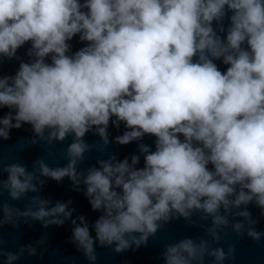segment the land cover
Masks as SVG:
<instances>
[{"label": "clouds", "instance_id": "1", "mask_svg": "<svg viewBox=\"0 0 264 264\" xmlns=\"http://www.w3.org/2000/svg\"><path fill=\"white\" fill-rule=\"evenodd\" d=\"M76 37L83 46L72 51ZM25 43L27 62L14 75L0 74V140L29 125L28 143L49 155L58 142H71L63 167L41 157L28 171L0 160V174L7 173L0 196L36 193L40 177H67L77 191L83 185L99 215L91 225L83 215L71 219L70 242L91 262L96 242L117 253L139 248L174 219L195 223V213L211 218L213 242L230 215L243 217L231 225L237 235L247 223L248 237L264 236L247 210L255 204L264 217V0H0V64L19 59ZM110 122L125 129L115 143L150 136L154 148L141 142L130 159L109 155L78 170L92 147L104 150L86 143V133L94 130L106 146ZM50 204L39 195L23 211L0 203V227L21 219L62 226L75 211L71 201ZM4 243L5 264L25 249L36 254L32 246L5 252ZM234 251L183 238L160 255L163 264H205V257L221 264Z\"/></svg>", "mask_w": 264, "mask_h": 264}, {"label": "water", "instance_id": "2", "mask_svg": "<svg viewBox=\"0 0 264 264\" xmlns=\"http://www.w3.org/2000/svg\"><path fill=\"white\" fill-rule=\"evenodd\" d=\"M225 27H227V21H225ZM77 41L78 37L70 41L72 51H76L83 46ZM29 47L30 43H25L17 50L16 57H19V59L13 58L9 60L8 58H2L0 74L14 75L19 68V63L21 61L27 62L26 51ZM216 63L222 71L226 68L220 61H216ZM2 114L0 113V115ZM124 130L122 124L119 128H116L110 122L107 129L109 143L106 146L102 144L100 137L94 133V130L86 133L84 137L86 143L92 146L100 144L104 150L99 151L92 147L90 151L85 153V160L78 165V170H86L93 166L98 167L97 160L108 159L109 155H115L117 160H122L126 157L130 159L132 155L138 154V143L141 142L154 148V137L150 136H145L142 141H133L127 145L115 143V137L122 135ZM9 135L10 139L6 141L0 140V160L3 161V164L18 162L26 166L28 171H32L34 161L43 157L50 167L66 166L67 158L64 153L67 144L71 142V137L62 143L58 142L52 148L51 155H49L44 145L40 143L31 145L28 143V139L34 137L29 125H22L20 129H11ZM142 163L143 160L141 158V165ZM0 179L6 180L7 173L0 174ZM40 179H43L45 183L38 192H29L20 200L13 201L8 196L7 191H4L3 195L0 196V203H8L23 211L29 203V198L39 195L51 201L49 207L57 201L62 203L71 201L69 208L75 209V211H73L72 217L69 220H65L62 226L49 225L45 228L42 226L43 222L41 221L30 219L25 221L21 219L17 227H13L10 224H4L0 227V239L5 242L3 244L5 252L16 253L20 248H25V246H32L36 250L35 255H29L27 249H25L19 259L14 261L13 264H163V258L160 254L163 252L165 245L176 243L183 238H192L197 243L199 239H205L212 248L221 247L225 252H227L230 245H234V258L226 259L221 264H264V236H261L258 242L248 237L246 234L247 223H245L240 235H237L231 227L236 222H244L243 217L230 215L229 226L219 232L221 240L216 243L206 233V229L211 226V218L200 221L199 215L201 213H195L191 217V220L195 223H189L183 218H178L164 224L155 236L149 237L146 245H141L139 248L133 246L117 253L113 250L115 245L101 246L96 242L94 250L97 259L91 262L85 258L82 250H77L76 245L70 242L73 228L70 222L71 219L83 215L91 225L99 215V213L91 210L88 199L84 195L83 185L77 191L67 177L59 182L46 177H40ZM239 210H244V206L234 211ZM247 210L250 212L252 219L258 220V223L253 227L257 231L264 233V217L261 216V210L255 204H249ZM77 222L79 223V221ZM200 224L203 227L197 226ZM224 232H227L228 235L225 236ZM91 234L95 237L94 231ZM40 241L42 243H38ZM5 259V257H0V264H5ZM212 261V257H205V264H212Z\"/></svg>", "mask_w": 264, "mask_h": 264}]
</instances>
